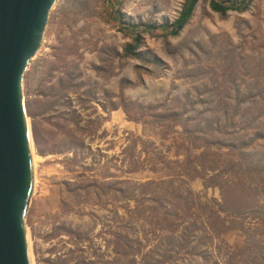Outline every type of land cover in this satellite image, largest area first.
Instances as JSON below:
<instances>
[{"label":"rangeland","instance_id":"1","mask_svg":"<svg viewBox=\"0 0 264 264\" xmlns=\"http://www.w3.org/2000/svg\"><path fill=\"white\" fill-rule=\"evenodd\" d=\"M183 1L51 9L23 77L33 264H264V0H198L172 35Z\"/></svg>","mask_w":264,"mask_h":264},{"label":"water","instance_id":"2","mask_svg":"<svg viewBox=\"0 0 264 264\" xmlns=\"http://www.w3.org/2000/svg\"><path fill=\"white\" fill-rule=\"evenodd\" d=\"M57 0H0V264H32L25 216L34 188L23 77Z\"/></svg>","mask_w":264,"mask_h":264},{"label":"trees","instance_id":"3","mask_svg":"<svg viewBox=\"0 0 264 264\" xmlns=\"http://www.w3.org/2000/svg\"><path fill=\"white\" fill-rule=\"evenodd\" d=\"M197 1L198 0H184L181 5L180 11L177 17L174 19V21L170 23H164L162 24V26L164 27L169 26L170 27L169 33L172 35H177L180 32V30L184 27ZM240 1H241L240 3H242V7H245L247 5L246 0H240ZM233 2H236V0H232L231 4H225L217 0H211L210 5L212 9H214L215 11H218L220 13H225L230 9L238 8V7H234L235 5L232 4ZM158 26H155L154 24L151 23L147 24L148 28H156ZM134 40H135L134 43H128L125 46V51L130 54L138 55L139 54L138 53L139 51H137L138 37H135Z\"/></svg>","mask_w":264,"mask_h":264},{"label":"bare ground","instance_id":"4","mask_svg":"<svg viewBox=\"0 0 264 264\" xmlns=\"http://www.w3.org/2000/svg\"><path fill=\"white\" fill-rule=\"evenodd\" d=\"M29 122V121H28ZM29 127H30V124H29ZM31 129V128H30ZM32 150H33V162H34V170H35V164H36V160L39 158L35 152H34V149H33V142H32ZM35 176H34V185H35ZM27 225V224H26ZM27 228V226H26ZM28 228H27V235H28V239H29V246H30V251H31V244H30V238H29V233H28ZM31 261H32V264H33V258H32V255H31Z\"/></svg>","mask_w":264,"mask_h":264}]
</instances>
